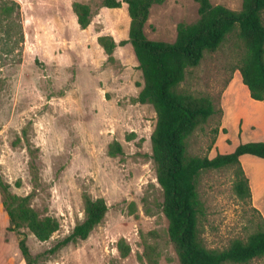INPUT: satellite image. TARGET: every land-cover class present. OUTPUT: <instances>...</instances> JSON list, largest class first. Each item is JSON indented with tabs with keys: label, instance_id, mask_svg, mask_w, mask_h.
<instances>
[{
	"label": "rangeland",
	"instance_id": "374dc122",
	"mask_svg": "<svg viewBox=\"0 0 264 264\" xmlns=\"http://www.w3.org/2000/svg\"><path fill=\"white\" fill-rule=\"evenodd\" d=\"M12 1L17 4L12 24L0 11V179L15 199L25 198L39 217L55 218L59 228L45 240L26 226L10 230L0 193L1 253L10 264H28L18 243L24 237L29 264H179L152 158L156 112L137 100L143 76L132 45L119 44L128 38L127 4L0 0V5ZM211 2L236 11L242 5V0ZM79 4L90 12L86 28L77 22ZM198 18L195 0H164L150 7L144 32L150 40L173 42L180 22ZM105 35L116 43L110 55L98 41ZM242 53L234 30L186 69L179 89L209 97L215 110L187 138L189 155L211 158L240 143L264 141L263 130L252 124L262 102L250 97L237 68ZM239 163L264 177L262 158L246 154ZM237 167L199 174L204 211L198 227L208 248L246 240L264 223L251 197L233 189ZM85 197L105 200L103 220L86 239L52 250L84 218ZM227 264H264V255Z\"/></svg>",
	"mask_w": 264,
	"mask_h": 264
},
{
	"label": "trees",
	"instance_id": "16d2710c",
	"mask_svg": "<svg viewBox=\"0 0 264 264\" xmlns=\"http://www.w3.org/2000/svg\"><path fill=\"white\" fill-rule=\"evenodd\" d=\"M163 1L102 0V4L108 8L120 7L122 2L127 4L130 18L128 38L119 44L129 42L132 45L143 76V87L137 100L151 103L156 112V124L151 135L152 158L156 163L157 181L163 191L168 236L176 248L179 264L245 263L264 255V223L246 240L234 239L223 249L206 247L198 227L204 206L197 191V180L203 170L238 165L233 189L239 197H251L239 158L249 154L264 159V141L240 143L232 152L217 153L211 158L189 155L187 138L215 110L209 97L182 91L179 84L188 67L196 66L205 52L215 51L227 34L237 30L243 44L237 67L241 81L252 99L264 100V0H242L238 11L212 4L211 0H195L199 18L194 23L180 22L173 42L150 40L144 32L149 9ZM10 3L0 5V11L12 24L9 18L17 4ZM76 15L79 26L86 28L90 23L88 8L77 5ZM98 41L110 55L116 45L111 36H99ZM8 187L0 179L1 202L9 218V229L18 230L26 226L39 239L49 238L59 228L58 221L53 217H39L25 203V198L15 199ZM107 209L103 198L85 197L84 218L52 250L86 239L103 220ZM18 243L29 264L30 253L25 238H20Z\"/></svg>",
	"mask_w": 264,
	"mask_h": 264
},
{
	"label": "crops",
	"instance_id": "0c3cea01",
	"mask_svg": "<svg viewBox=\"0 0 264 264\" xmlns=\"http://www.w3.org/2000/svg\"><path fill=\"white\" fill-rule=\"evenodd\" d=\"M261 102L262 103L257 105L258 110H257V115L255 116L256 118H254L252 120L253 123L252 122L251 123L257 124V126H259L261 130H263V133H264V100H261ZM245 118L246 117L243 116V119ZM242 169L244 171L245 176L248 179V185L251 191V199L255 207L260 210L264 218V203H263L264 202V177L260 176L254 169H252L251 172L247 171L243 166H242ZM4 256H5L4 253H1V249H0V264H10V258H5Z\"/></svg>",
	"mask_w": 264,
	"mask_h": 264
}]
</instances>
